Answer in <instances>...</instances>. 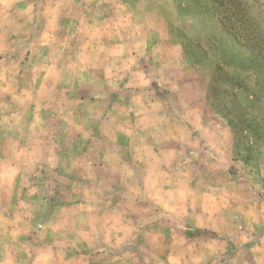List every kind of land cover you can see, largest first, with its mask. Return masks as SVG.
Here are the masks:
<instances>
[{"label": "clouds", "instance_id": "1", "mask_svg": "<svg viewBox=\"0 0 264 264\" xmlns=\"http://www.w3.org/2000/svg\"><path fill=\"white\" fill-rule=\"evenodd\" d=\"M235 4L226 61L199 0H0V264H264V0Z\"/></svg>", "mask_w": 264, "mask_h": 264}, {"label": "rangeland", "instance_id": "2", "mask_svg": "<svg viewBox=\"0 0 264 264\" xmlns=\"http://www.w3.org/2000/svg\"><path fill=\"white\" fill-rule=\"evenodd\" d=\"M201 7L212 22V35L214 44L219 53L226 61H238L241 59L239 54V44L231 33L230 25L227 23L226 13L231 9L238 7L235 0H199ZM192 52L196 56L203 55V50L198 45L192 46ZM264 68V63L258 64ZM164 148L169 145H163ZM47 217H43L46 219ZM41 219V217H37Z\"/></svg>", "mask_w": 264, "mask_h": 264}]
</instances>
